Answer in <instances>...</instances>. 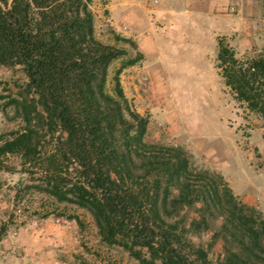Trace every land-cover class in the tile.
<instances>
[{
    "label": "trees",
    "instance_id": "1",
    "mask_svg": "<svg viewBox=\"0 0 264 264\" xmlns=\"http://www.w3.org/2000/svg\"><path fill=\"white\" fill-rule=\"evenodd\" d=\"M92 0H0V64L20 65L28 82L2 95L22 126L0 135L2 157L18 155L51 183L49 194L92 215L108 245L141 264H264V216L234 194L222 175L196 168L177 146L146 140L148 118L120 82L108 90L112 63L127 54L99 40ZM126 42L132 40L117 36ZM217 67L236 100L264 117V56L242 61L218 37ZM202 202L189 223L182 211ZM222 217L224 254L216 262L187 232ZM70 219L78 216H69ZM0 229V242L5 232Z\"/></svg>",
    "mask_w": 264,
    "mask_h": 264
},
{
    "label": "rangeland",
    "instance_id": "2",
    "mask_svg": "<svg viewBox=\"0 0 264 264\" xmlns=\"http://www.w3.org/2000/svg\"><path fill=\"white\" fill-rule=\"evenodd\" d=\"M141 1L148 6H160V0H92L90 3L97 38L127 51L110 66L108 90L113 92L114 78L121 64L142 54L139 62L122 70L120 82L132 108L148 118L146 140L182 147L196 168L222 175L236 195L228 180L229 175L236 189L258 196L264 208V173L251 171L235 155V152L241 153L245 157L244 162L251 161L256 170L264 169V117L236 100L224 78L222 83H218L210 75L209 65L199 51L188 50L197 40H201L202 46L208 44L209 38L203 31H210L209 24L199 16L193 21L180 20V28L184 27L189 35L185 38L171 36L169 39L166 35L170 27L166 22L153 17L147 22L137 14V19L132 20V14L128 15L127 12L140 6ZM202 1L199 7L204 11L240 19L234 29L226 28L215 33L217 70L218 37H224L242 61L264 56V0ZM123 14L130 20H126L128 17ZM159 31L165 37L159 40L152 57L142 53V38L146 36L155 42ZM176 45L178 50L173 48ZM165 74L172 80L170 84ZM27 82L22 66L0 64V94H16ZM227 96L236 100L237 112L246 120L245 126L237 128L234 149L224 139V129L218 122L224 113H228V108L222 106L227 104ZM21 126L22 121L14 117L12 107L7 108V115L0 111V135H7ZM251 129L261 132L258 135L263 141L261 153L259 147L250 144ZM1 159L0 229H6L0 242V264H141L123 247L108 245L102 240L89 211L69 202H58L52 197L47 191L51 189V183L41 174L40 166L31 167L37 172L32 175L25 171L30 165L22 167L20 156L7 154ZM236 196L255 206L264 216L256 202L249 200L252 202L249 203ZM200 207L202 202L182 211L187 228L192 218L199 214ZM69 216H78V219H70ZM209 221V229L198 233L189 231L187 236L195 246L208 251L210 261L216 262L224 254L222 235L214 238L216 232L222 231L223 219L220 216L216 220L209 218Z\"/></svg>",
    "mask_w": 264,
    "mask_h": 264
},
{
    "label": "crops",
    "instance_id": "3",
    "mask_svg": "<svg viewBox=\"0 0 264 264\" xmlns=\"http://www.w3.org/2000/svg\"><path fill=\"white\" fill-rule=\"evenodd\" d=\"M139 3H140V6H136L127 12V13H129L128 15L132 14V16H133L132 20H134V19L136 20L137 15H139L138 18H141L142 20L147 21V22H150L151 17L155 18L156 20H160L161 22H166L167 26L170 27L169 32H168L169 36L166 35V37H169V39L171 36L173 38H175L176 36L177 37L180 36V37L185 38L189 35L188 32H186L187 30L184 27H181L182 29L180 28V23H179L180 20L193 21L198 16L200 18L205 19L202 21H204V23L209 24L208 29L210 30L209 32H206L207 30L203 31L204 36L209 38L208 44H204L202 46V45H200L201 40L196 41L194 39V41H196V42L194 43L193 46H189L188 50L199 51L198 53L202 54V56L204 57L203 59H205L209 65V71L211 73L210 75L216 81H218V83L219 82L222 83L223 77L220 74L219 69L217 70L215 67V57H216L215 33H216V31L219 32V31L224 30L226 28L234 29L236 27V25L238 24L237 22L240 21L239 18L227 16V15H222V14H215L211 11H204L199 7V6H202V4H203L202 0H160V6L159 5H152V4H150L148 6L143 1H141ZM135 14H137V15H135ZM123 15H126V14H123ZM126 20H130L129 17L126 18ZM181 24H182V26L185 25V23H181ZM201 34H200V38L202 39L203 36ZM144 37L142 38V41H141V45H142L141 51L144 54L148 53L149 56L152 57L151 54L154 51V48L158 46L159 40L161 38L165 37V34L160 32V31L156 32L155 39L156 38L157 39L155 40V42L152 39L149 40L148 39L149 37H146V36H144ZM217 46H218V41H217ZM173 48L178 50L179 46L176 45V46H173ZM165 75H166V78L168 80V83L170 84L172 82V80L170 79L169 75H167V74H165ZM221 85H223V84H221ZM221 90L224 91L223 89H221ZM226 95H228V93ZM235 104H236V100H231V98L228 97L227 104L222 105V106L228 108V113H224L221 116L220 121L218 120V122L220 123V126H222L224 129V133H225L224 139L228 142V145H230L232 148H233V146H236V140L235 139H236V135H237V128L240 127L241 125H243V126L246 125L245 118L242 115H239V113L237 112V109L235 107ZM260 133H261L260 131L255 129L253 131V134H251L248 138L250 139L251 145L259 147L260 153H261V151H262L261 146L263 145V141H260L258 138V135ZM235 155L237 156V159L239 160V162H243L244 166L246 165L251 171H253L255 173H264V169H257L256 170V167H253L251 161L248 162V160H247L244 162L245 157L242 156L241 153L237 154V152H235ZM223 166H226V165H223ZM215 169L224 173L223 170H221L217 167ZM225 175H227V174H225ZM227 177H228V180L230 181L232 188L234 189L236 195H238L244 201H248L249 203L256 202L255 205H257L262 211H264L263 205L260 202V198L258 196L254 195L250 192L244 191L241 188L236 189L235 186L233 185L232 179L229 177V175H227ZM249 200H251L252 202H250Z\"/></svg>",
    "mask_w": 264,
    "mask_h": 264
}]
</instances>
